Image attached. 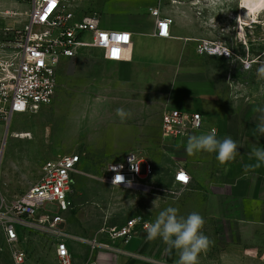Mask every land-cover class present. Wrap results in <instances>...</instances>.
<instances>
[{"label":"crops","instance_id":"crops-1","mask_svg":"<svg viewBox=\"0 0 264 264\" xmlns=\"http://www.w3.org/2000/svg\"><path fill=\"white\" fill-rule=\"evenodd\" d=\"M238 3L241 5V0ZM23 5L22 0H0V11L20 12ZM156 5V0H150L146 5L134 4L125 12L117 7L100 10V27L129 34L126 59L108 61L99 50L84 48L76 57L60 60L56 78L80 82L90 89L99 85L107 90L106 86L114 85L116 99L124 102L146 103L160 95L159 112L174 107L201 113V130L177 139L161 131L159 117V147L175 165L170 181L174 182V173L180 167L189 176L186 185L177 184L175 199L164 200L162 210L172 206L181 216L191 212L202 215V231L214 244L207 253L200 254L199 264H262L264 165H245L256 163L253 148L264 147V135L256 132V125L264 120V77L259 74L264 67L263 24H258L255 17L239 16L237 38L243 40L241 50L233 45V36V55L200 54L195 40L204 36V19L217 20L219 9L211 7L205 17L197 11H202L203 0L182 2L176 5L182 7L181 14L172 16L159 2L161 13L173 18L171 37L161 38L155 35V18L150 12ZM107 16L116 20L108 22L104 18ZM192 19L194 25L190 24ZM245 27H251L248 33ZM111 98L107 96L106 100ZM211 127L217 129L218 138L231 136L242 145L235 161L220 164L215 152L187 153L189 137L207 133ZM146 218L151 223L157 217L152 214V221ZM140 234L124 241L106 237L105 242L114 248H94L85 253L88 248L82 246L78 248L81 255H72L73 264H177L176 250H169L159 238L157 245L156 240H147L146 233Z\"/></svg>","mask_w":264,"mask_h":264},{"label":"rangeland","instance_id":"rangeland-1","mask_svg":"<svg viewBox=\"0 0 264 264\" xmlns=\"http://www.w3.org/2000/svg\"><path fill=\"white\" fill-rule=\"evenodd\" d=\"M149 1L76 0L73 3L80 12L99 13L109 7H117L125 12L134 4L142 6ZM191 1L194 0H183L180 3ZM239 1L231 0L223 8H218L217 20L204 19L203 39L216 41L233 52L231 46L235 36L233 45L241 50L243 40L237 38V18H245L247 15L240 8ZM159 2L167 14H181L182 7L176 6L179 3H171L170 0ZM189 6L194 12V5ZM202 8V11H197L207 17L211 13L209 0H203ZM26 9L27 6L23 5L20 12ZM104 18L108 22L116 20L108 16ZM24 20L22 14L0 15V28L17 29ZM258 20V24H263L264 32V14ZM194 23L192 19L190 24ZM250 28L245 27V33ZM7 35L14 37L13 33ZM91 88H84L80 82L73 84L66 78L60 81L57 79L50 104L41 106L36 112L14 114L6 128L0 126V211L37 181L44 160L69 153L80 156L69 184L70 207L61 214L63 231L72 238L70 251L77 256L81 255L78 248L87 247V253L92 248L90 240L106 241L105 231L122 224L134 214L149 216L152 221V214L158 216L165 199L168 202L177 197L158 191L145 192L111 186L104 180L109 163L121 160L128 152H134L142 160L153 164V185L179 191V186L170 181L175 165L172 159L163 155L159 147L161 96L157 95L146 103L138 100L124 102L116 99L114 85L106 86L108 91L105 86L95 85ZM107 96L112 98L106 100ZM117 109L130 112L131 118L122 120L117 115ZM21 132L30 135L17 136ZM37 219L39 215L35 216ZM18 248L24 254L20 264H57L54 239L41 225L22 229L19 232ZM0 264H16L1 228Z\"/></svg>","mask_w":264,"mask_h":264},{"label":"built area","instance_id":"built-area-1","mask_svg":"<svg viewBox=\"0 0 264 264\" xmlns=\"http://www.w3.org/2000/svg\"><path fill=\"white\" fill-rule=\"evenodd\" d=\"M22 1L27 6L23 12L0 11V15L22 14L26 18L20 28H0V126L3 128L10 124L14 114L36 112L52 102L57 83L56 71L62 58H74L84 48L99 50L102 58L108 61L125 60L128 54L129 34L123 30L100 27L99 13L80 12L73 3L76 0ZM156 1L157 5L150 10L155 18V35L169 38L173 18L162 14L159 0ZM181 1L171 0V3ZM10 33L14 34L13 38L7 35ZM195 41L196 51L200 54H234L216 41L203 38ZM202 127V115L197 111L174 107H165L161 111V131L175 139L186 137ZM79 162L80 156L72 153L44 160L37 181L0 211V228L16 264L24 259L18 248L19 232L36 225H41L53 237L57 264H73L70 251L72 238L63 231L61 214L70 207L69 184ZM152 174L151 163L134 152H128L121 160L106 166L104 180L114 187L177 196L178 190L153 185ZM182 175L187 177L186 181L180 179ZM116 176L122 179L115 182ZM188 180L189 176L183 168L175 171V184L184 186ZM36 215H39L37 220ZM147 223L150 222L144 215L134 214L105 233L108 240L124 241L141 232L146 233L144 225ZM90 245L91 249L114 248L105 241L90 240Z\"/></svg>","mask_w":264,"mask_h":264},{"label":"clouds","instance_id":"clouds-1","mask_svg":"<svg viewBox=\"0 0 264 264\" xmlns=\"http://www.w3.org/2000/svg\"><path fill=\"white\" fill-rule=\"evenodd\" d=\"M226 2L230 3L231 0H209V6L214 9L223 8ZM240 8L246 10L247 16L258 19L264 14V0H241ZM221 53L227 52L219 54ZM259 74L264 77V67L259 69ZM116 111L122 120L131 118V113L124 109ZM256 132L258 135H264V120L256 125ZM240 146L242 145L238 144L231 136H225L223 139L218 138L217 129L212 128L207 133L190 136L186 151L189 155H195L201 151L215 152L218 162L226 164L236 160ZM252 156L255 157L256 163L245 165V168H259L264 165V147L253 148ZM121 179V176L114 178L115 182ZM204 224L205 220L198 212H191L185 217L179 215L178 208L169 206L159 212L154 222L145 224L144 228L148 241L159 238L169 250H176L178 253L177 264H199L200 254L207 253L214 244V241L203 233Z\"/></svg>","mask_w":264,"mask_h":264},{"label":"bare ground","instance_id":"bare-ground-1","mask_svg":"<svg viewBox=\"0 0 264 264\" xmlns=\"http://www.w3.org/2000/svg\"><path fill=\"white\" fill-rule=\"evenodd\" d=\"M4 14V13H3ZM8 14H12V13H9ZM243 26V24H240V28ZM30 133L28 132H21L20 134H18L17 136L19 137H29ZM32 137V136H31Z\"/></svg>","mask_w":264,"mask_h":264},{"label":"snow or ice","instance_id":"snow-or-ice-1","mask_svg":"<svg viewBox=\"0 0 264 264\" xmlns=\"http://www.w3.org/2000/svg\"><path fill=\"white\" fill-rule=\"evenodd\" d=\"M117 179H120V177H117ZM180 179L186 181V180H187V177H185V176L182 175V176L180 177Z\"/></svg>","mask_w":264,"mask_h":264},{"label":"water","instance_id":"water-1","mask_svg":"<svg viewBox=\"0 0 264 264\" xmlns=\"http://www.w3.org/2000/svg\"><path fill=\"white\" fill-rule=\"evenodd\" d=\"M140 235H141V236H144V235H145V232H142Z\"/></svg>","mask_w":264,"mask_h":264}]
</instances>
